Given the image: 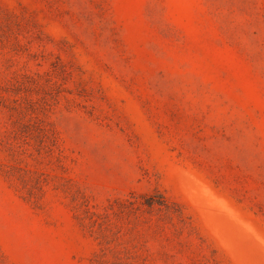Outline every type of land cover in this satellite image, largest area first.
I'll return each instance as SVG.
<instances>
[{"label":"rangeland","instance_id":"1","mask_svg":"<svg viewBox=\"0 0 264 264\" xmlns=\"http://www.w3.org/2000/svg\"><path fill=\"white\" fill-rule=\"evenodd\" d=\"M0 264H264V0H0Z\"/></svg>","mask_w":264,"mask_h":264}]
</instances>
